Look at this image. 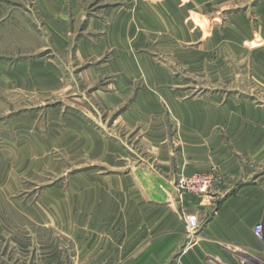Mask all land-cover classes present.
<instances>
[{
  "label": "crops",
  "instance_id": "obj_1",
  "mask_svg": "<svg viewBox=\"0 0 264 264\" xmlns=\"http://www.w3.org/2000/svg\"><path fill=\"white\" fill-rule=\"evenodd\" d=\"M81 1L35 0L42 36L69 53V61L14 67L0 61L2 90L82 104L79 84L112 76L111 90L90 92L108 106L128 98L141 78H152L154 86L168 80L151 56L164 50L201 79L215 82L216 74L220 80L221 67L232 62L235 79L252 76L264 84V0H99L105 6L88 17ZM80 18L88 37L99 30L102 38L73 41L70 21ZM70 62L87 64L72 73ZM136 95L137 108L123 111L121 121L150 124L140 141L153 167L143 157L130 162L128 144L99 132L78 107L63 115L48 110L40 124L30 115L0 126V193H26L24 200L10 199L12 207L69 240L73 264H250L264 258V240L253 234L264 222V110L154 87ZM147 99L155 108H145ZM193 173L213 176L207 194L175 187L178 177ZM183 216L196 218L194 233Z\"/></svg>",
  "mask_w": 264,
  "mask_h": 264
},
{
  "label": "rangeland",
  "instance_id": "obj_2",
  "mask_svg": "<svg viewBox=\"0 0 264 264\" xmlns=\"http://www.w3.org/2000/svg\"><path fill=\"white\" fill-rule=\"evenodd\" d=\"M81 3L84 10L83 16L95 14L99 7L105 6L101 5L99 0H82ZM35 7V0H0V61L7 63L8 66L14 67L19 63H41V61H69V53H60L48 37L42 36V21L38 18ZM85 22L86 20L81 18L76 23L70 21L69 35L71 39L74 41L79 36H84L89 40H100L102 37L99 30L92 32L91 34L95 35L91 37H88L90 33L85 34L88 32L85 31ZM151 56L158 64L162 65L163 77L166 76L168 80L154 86L152 78H150L151 80L141 78L139 82L131 85L128 98L118 101L114 99L108 106L102 104L100 100L92 98L90 92L111 90L110 83L115 79L112 76L101 77L91 85L79 84L84 99L82 104L55 96L41 99L40 94L36 92L34 96H27L20 90L9 93L0 88V126H9L10 123L24 121L30 115L31 120L40 124L48 110H56L60 115H63L68 109L77 110L79 108L85 113L83 116L88 123L95 126L99 132L106 136L117 137L119 140L122 139L125 144H128L130 162L136 161L138 157H143V160L151 162L149 166L153 167V155L148 152L146 142L140 141L143 133L147 134L150 130V124L143 121L135 123V120L128 117L126 121H121L124 118L123 111L137 108L135 98L138 91H153L154 87L158 91L160 88L162 91H179L187 98L215 95L221 96V104L236 100L241 103H251L264 110V84L252 76H249L245 82H242L239 77L235 79L232 62H230L229 69L221 67L220 80H217L215 74V76H211V80L215 82H211L206 75L201 79L203 74L191 73L186 68L178 66L174 53L171 51L164 50L160 53L151 51ZM72 63L70 62L69 68L72 73L87 64L84 63L74 68ZM92 64L99 66L96 62ZM224 71H228L230 75L223 73ZM171 80L173 82H170ZM142 107L144 106L142 105ZM147 107H154L153 102L149 99L145 101V108ZM159 107L166 109L163 101ZM124 113L127 114V111ZM176 181L175 187L177 188ZM178 191L185 190L178 189ZM25 194L23 192L19 195L4 196L0 193V264H73L74 250L73 244L69 240L52 228L31 223L24 214L15 211L12 207L10 199L24 200ZM36 197V195L32 196L33 199ZM261 223L264 226V222ZM262 239L264 240V230ZM248 262L263 264L264 258H259L257 262L250 260Z\"/></svg>",
  "mask_w": 264,
  "mask_h": 264
},
{
  "label": "built area",
  "instance_id": "obj_3",
  "mask_svg": "<svg viewBox=\"0 0 264 264\" xmlns=\"http://www.w3.org/2000/svg\"><path fill=\"white\" fill-rule=\"evenodd\" d=\"M215 180L208 173H193L188 176H180L176 181L177 189L185 190L195 194H207L213 187ZM183 221L190 232L194 233L198 229V223L194 216H183ZM264 226L257 223L253 226L254 236L261 240L263 238Z\"/></svg>",
  "mask_w": 264,
  "mask_h": 264
}]
</instances>
